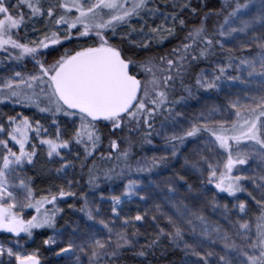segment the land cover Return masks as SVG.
I'll return each instance as SVG.
<instances>
[{
    "label": "snow or ice",
    "instance_id": "obj_1",
    "mask_svg": "<svg viewBox=\"0 0 264 264\" xmlns=\"http://www.w3.org/2000/svg\"><path fill=\"white\" fill-rule=\"evenodd\" d=\"M0 54V264H264V0H0Z\"/></svg>",
    "mask_w": 264,
    "mask_h": 264
},
{
    "label": "trees",
    "instance_id": "obj_2",
    "mask_svg": "<svg viewBox=\"0 0 264 264\" xmlns=\"http://www.w3.org/2000/svg\"><path fill=\"white\" fill-rule=\"evenodd\" d=\"M195 2V0H193ZM224 0H219V4H223ZM2 56V54H0ZM87 180V176H84V180L81 181V184H85ZM40 236H36L35 242L38 241V238ZM43 237V236H42ZM41 246L43 248L42 252H46L45 247L41 243ZM129 259L125 260L123 264H140V261L144 258H137L134 257L132 253L127 254ZM180 259V251L177 249H173L168 246L167 242L157 247L155 250H153L149 256L147 257V260L145 261V264H173L174 261H177Z\"/></svg>",
    "mask_w": 264,
    "mask_h": 264
},
{
    "label": "rangeland",
    "instance_id": "obj_3",
    "mask_svg": "<svg viewBox=\"0 0 264 264\" xmlns=\"http://www.w3.org/2000/svg\"><path fill=\"white\" fill-rule=\"evenodd\" d=\"M36 27H37L38 29H42L43 26L37 24ZM29 35H33V34L30 32ZM0 107H2V105H0ZM18 110H19V109H18ZM25 114H29V115H30V113H27V112H26ZM148 155L150 156V155H152V153L149 152ZM41 167H42L41 164H38V165H37V169H36V174H37V175H39V170H40ZM143 175H144L145 177H147L149 174H148V173H144ZM77 179H79V176H77ZM82 185H83V184H82ZM118 185H119V181H116V182H114V183L111 185V187H114V188H117V189H118ZM36 187H37V189H43V188L48 187V185H47V184H42V183H39V182H38L37 185H36ZM101 188H104V189L107 190V189L109 188V185H108V184H103V185H101ZM105 207H107V205H105ZM129 208H130V209H135V208H136V204H135V203H132V204L127 205V206H126V210L129 209ZM27 211H28V210H26V212H27ZM43 238H44V237L40 236V237L38 238V241L35 242L34 244H31L30 247H40V248H41V252H42L43 248H42V246H41V243H42ZM42 255H43V257H44L45 264H63L62 260L58 259V258L55 256V254H54L53 252H49V251L42 252ZM181 256H182V253L180 252V258H181ZM179 260H180V259H179ZM179 260L174 261L173 264H179ZM171 264H172V263H171Z\"/></svg>",
    "mask_w": 264,
    "mask_h": 264
}]
</instances>
